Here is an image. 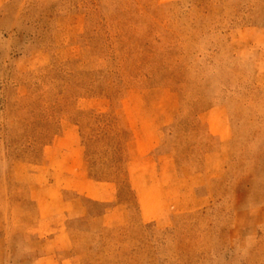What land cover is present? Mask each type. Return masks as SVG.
I'll return each mask as SVG.
<instances>
[{"label": "rangeland", "instance_id": "374dc122", "mask_svg": "<svg viewBox=\"0 0 264 264\" xmlns=\"http://www.w3.org/2000/svg\"><path fill=\"white\" fill-rule=\"evenodd\" d=\"M0 264H264V0H0Z\"/></svg>", "mask_w": 264, "mask_h": 264}]
</instances>
